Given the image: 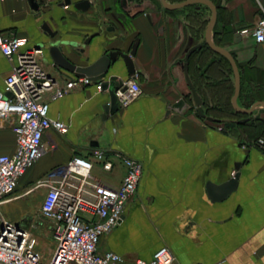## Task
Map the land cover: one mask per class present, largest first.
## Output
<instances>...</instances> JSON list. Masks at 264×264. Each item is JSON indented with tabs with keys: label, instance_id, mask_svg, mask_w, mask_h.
<instances>
[{
	"label": "crops",
	"instance_id": "0c3cea01",
	"mask_svg": "<svg viewBox=\"0 0 264 264\" xmlns=\"http://www.w3.org/2000/svg\"><path fill=\"white\" fill-rule=\"evenodd\" d=\"M210 1L217 10L211 41L231 53L238 66L237 104L244 108L250 101H264V43L239 33L253 27L264 0ZM36 2L46 6L44 14L36 16L27 0L0 1V30L25 37L27 47H40L42 66L58 86L75 76L55 68L48 43L75 42L85 53L65 47L63 55L74 65L87 66L105 51L129 52L138 39L132 62L141 94L108 115L103 112L107 93L93 84L48 99V118L64 123L67 132L49 129L43 134L42 155L19 180V190L2 204L0 216L10 223L30 222L47 192L35 187L39 179L75 155L87 156L92 148L121 152L142 163V176L121 222L101 239V251L113 252L127 264L149 261L163 246L175 264H264V146H254L262 138L239 125L249 123L243 121L246 117L264 120V107L235 121L238 126L224 129L198 115L185 79L186 63L202 111L206 107L220 111L234 89L233 73L202 47L209 7L195 4L167 13L160 0H89L91 7L83 12L73 4L64 8V0ZM193 21L195 25L189 26ZM44 23L56 32L53 39L42 30ZM95 33L98 36L85 46ZM9 71L0 52V92ZM108 75L125 81L124 65L118 63ZM13 121L4 120L0 127V155L15 151ZM233 171L236 188L221 201L211 200L207 184L223 185ZM92 174L117 187L125 168L113 160L112 170L104 172L94 163Z\"/></svg>",
	"mask_w": 264,
	"mask_h": 264
},
{
	"label": "built area",
	"instance_id": "2783aa9c",
	"mask_svg": "<svg viewBox=\"0 0 264 264\" xmlns=\"http://www.w3.org/2000/svg\"><path fill=\"white\" fill-rule=\"evenodd\" d=\"M239 33L250 36L256 44H263L264 8L260 7L253 27ZM27 42L25 37L0 30V52L10 65L0 92V127L4 120L14 119L12 130L16 140L12 155H0V207L13 196L19 180L42 155L43 134L49 129L60 134L67 132L64 123L48 118V99L62 98L76 87L82 89L92 84L102 91L100 81L86 76L74 77L58 86L42 66V49L27 47ZM124 85V90L115 92L118 109L126 108L141 94L134 76ZM254 146L263 147L264 139L257 140ZM113 160L125 168L117 187L101 182L92 174L94 163L109 172ZM142 170L140 161L121 152L92 148L87 156L71 157L63 167L39 179L35 186L47 190L39 212L54 229L56 243L50 257L43 260L36 249L32 226L10 223L0 216V264H127L121 256L101 251L99 244L121 222L127 203L136 195ZM234 176L235 171L231 173ZM134 264H175V258L163 246L154 252L151 260H137Z\"/></svg>",
	"mask_w": 264,
	"mask_h": 264
},
{
	"label": "water",
	"instance_id": "95a60500",
	"mask_svg": "<svg viewBox=\"0 0 264 264\" xmlns=\"http://www.w3.org/2000/svg\"><path fill=\"white\" fill-rule=\"evenodd\" d=\"M27 1L32 11L36 13V16L45 13L44 9H46V6L41 7L35 0H27ZM160 2L162 4V7L167 11H175L195 4H202L209 7V9L211 10V17L208 21L205 30L204 41L205 44L212 51L226 58L231 66L233 78H234V85H233L234 90H233V95L230 99V104L232 109L242 116H248L251 115L257 107L259 106L264 107V101H260V102L250 101V103L245 104L244 108L240 107L237 104V98L240 93V75H239L237 63L234 57L231 55V53L226 51L224 48L215 45L210 38V34L214 28L217 18V10L215 5L210 0H184L174 4H169L167 3L166 0H160ZM64 4L65 5L73 4V7L76 10H80L83 12L87 11L91 7L89 0H82L77 3H73L72 0H64ZM41 28L44 31V33L47 35V37L51 39L55 37L56 32H52L49 26L47 25V23H44ZM95 36H98V33L92 34L88 39H86L84 45L85 46L89 45L91 38ZM138 42L139 40L136 39L132 44L130 51L127 53L121 50L105 51L103 55H101L94 63H91L87 66L74 65L63 55V48L65 47H75L78 48L77 51L80 54L85 53V49L77 47V44L75 42H68L67 40H63V39L52 41L48 43L49 44L48 53L56 69L65 70L73 74L75 77L86 76L91 78L92 80L101 82L102 91L107 93V98H108L106 105L103 107V112L105 115H108V114H113L118 110L115 92L118 89L124 90L125 89L124 84L129 79H132L135 74L132 57L135 55ZM118 63H122L124 65L125 76H126L125 81L122 78L118 77L117 75L107 77L109 76L108 74L110 71L116 69V65ZM184 74H185L186 82L191 92L192 101L195 107L197 108L198 115L207 121L216 123L218 120L212 119L211 117H205L204 114L202 113L200 109L202 101L188 76V68L186 63L184 64ZM6 97H9V94H6ZM247 120H249L248 117L243 119V121H247ZM236 185H237V176L233 177L228 182L220 186H215L211 183H208L207 190L211 200L221 201L236 188Z\"/></svg>",
	"mask_w": 264,
	"mask_h": 264
},
{
	"label": "trees",
	"instance_id": "16d2710c",
	"mask_svg": "<svg viewBox=\"0 0 264 264\" xmlns=\"http://www.w3.org/2000/svg\"><path fill=\"white\" fill-rule=\"evenodd\" d=\"M174 2H181V1H184V0H172ZM167 13H172V12H169L167 11ZM197 22V21H196ZM195 22L193 21V24ZM203 49L209 51V54L212 53L214 54L215 56L218 57V59L220 61H222L224 63V66L227 67V70L229 72H232V69H231V66L229 64V62L227 61L226 58H224L223 56L221 55H218L216 53H214V51H212L206 44L203 43ZM196 51H194L193 53H195ZM192 57V54L190 55L189 59H191ZM214 61V60H213ZM218 61V60H217ZM233 88H231V90L229 91L228 94H230L229 98H227L226 100V104L223 105V108L220 109V111L217 112V110H215V108H205L202 113L204 114L205 117H210V116H214V117H217V119L219 118H224V119H227V121H217L215 124L216 125H222L224 127V129H229V128H233V127H236L238 126L239 123L235 122V121H238L241 117H243L242 115L238 114L237 112H235L232 107H231V104H230V99L233 95ZM202 118V117H201ZM204 119V118H203ZM209 124H211L210 122H208ZM213 124V123H212ZM239 125H242V126H245V127H248V132L252 134H255L257 135V138L256 139H259V138H262L264 139V120L262 119H259V118H255V119H249V123H241ZM255 139V140H256Z\"/></svg>",
	"mask_w": 264,
	"mask_h": 264
},
{
	"label": "rangeland",
	"instance_id": "374dc122",
	"mask_svg": "<svg viewBox=\"0 0 264 264\" xmlns=\"http://www.w3.org/2000/svg\"><path fill=\"white\" fill-rule=\"evenodd\" d=\"M192 24L193 23L189 22V26ZM229 95L230 94L227 95V98L230 97ZM18 190L19 189L17 188V191ZM31 200H33V198H31ZM36 206L35 210L38 209V205ZM36 211L33 212V216H35L33 217V219H31L30 222L26 223V219H23L22 221L18 222V224L26 227L32 226V231L37 238L36 249L40 252L42 259L45 260L50 257L55 247L56 241L53 237L54 229L52 227V224L48 223L40 217V209L38 212Z\"/></svg>",
	"mask_w": 264,
	"mask_h": 264
}]
</instances>
